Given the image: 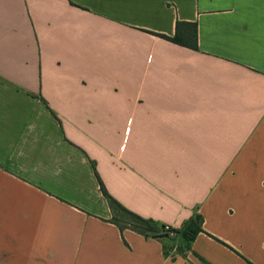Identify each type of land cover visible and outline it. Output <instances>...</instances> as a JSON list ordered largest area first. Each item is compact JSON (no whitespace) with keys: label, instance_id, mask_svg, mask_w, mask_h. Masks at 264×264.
Returning <instances> with one entry per match:
<instances>
[{"label":"crops","instance_id":"obj_1","mask_svg":"<svg viewBox=\"0 0 264 264\" xmlns=\"http://www.w3.org/2000/svg\"><path fill=\"white\" fill-rule=\"evenodd\" d=\"M0 264H264V0H0Z\"/></svg>","mask_w":264,"mask_h":264},{"label":"trees","instance_id":"obj_2","mask_svg":"<svg viewBox=\"0 0 264 264\" xmlns=\"http://www.w3.org/2000/svg\"><path fill=\"white\" fill-rule=\"evenodd\" d=\"M160 37L180 46L198 50L197 24L178 22L174 37L164 35H160ZM100 186L112 211L111 222L121 231L130 229L146 238L160 240L168 257H175L176 254L186 257L191 252L192 243L203 231V219L200 215H194L181 228L176 229L152 219H145L129 211L107 192L101 180ZM176 240L179 241L176 245L168 247L169 242H175Z\"/></svg>","mask_w":264,"mask_h":264},{"label":"rangeland","instance_id":"obj_3","mask_svg":"<svg viewBox=\"0 0 264 264\" xmlns=\"http://www.w3.org/2000/svg\"><path fill=\"white\" fill-rule=\"evenodd\" d=\"M178 242H179V241H177V240H176L175 242H169V243H168V247H171L172 245H176Z\"/></svg>","mask_w":264,"mask_h":264}]
</instances>
